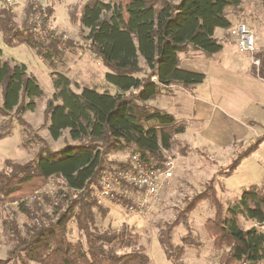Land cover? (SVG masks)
Wrapping results in <instances>:
<instances>
[{
    "label": "trees",
    "instance_id": "16d2710c",
    "mask_svg": "<svg viewBox=\"0 0 264 264\" xmlns=\"http://www.w3.org/2000/svg\"><path fill=\"white\" fill-rule=\"evenodd\" d=\"M241 4L242 0H88L82 5L80 24L88 31L87 49L109 69L105 80L115 91L85 86L76 92L66 74L52 73L55 92L46 103L48 131L53 140L68 131L75 144L57 152L43 149L36 160L23 165L6 162V169L0 172V206L33 198L19 207L34 222L27 225L25 233L14 222L8 223L13 248L0 264L12 260L16 264H151L137 235L126 229L100 232L93 228L94 208L102 206L90 187L97 183L99 169L107 164L105 157L110 152L130 153L126 161L111 163L114 172L133 168L134 156L146 168L162 165V149H173L186 124L148 102L171 84L196 87L204 82L205 75L181 68L180 53L187 47L209 56L220 53L223 45L216 32L231 28L226 11ZM26 11L28 18L18 25L14 6L6 3L0 10V32L6 45H26L47 62L62 46H72L69 39L48 29L52 6L43 8L32 1ZM29 15L38 18L33 21ZM258 56L262 57L264 76V54ZM141 61L148 72L138 77L145 70ZM0 88L3 140L12 134L16 122L28 128L21 118L36 109L44 92L25 64L1 56ZM263 141L264 135L241 152L225 173L235 170ZM51 178L74 191L72 197L59 191L56 203L50 201L52 215L43 211L36 195ZM43 196L49 200L47 194ZM204 201L214 210L204 229L214 249L221 252L220 264H264V236L255 227L241 226L242 219L264 221L261 189L245 188L226 208L213 180L203 192L188 198L175 219L161 230L159 242L167 260L182 263L187 244L175 245L173 232L180 225L189 229L190 214ZM113 202L128 204L123 198ZM103 211L106 214L108 209ZM73 220L81 235L77 242L68 237Z\"/></svg>",
    "mask_w": 264,
    "mask_h": 264
},
{
    "label": "rangeland",
    "instance_id": "374dc122",
    "mask_svg": "<svg viewBox=\"0 0 264 264\" xmlns=\"http://www.w3.org/2000/svg\"><path fill=\"white\" fill-rule=\"evenodd\" d=\"M32 1L43 8L48 6L54 8V13L48 22V29L65 39H69L72 46H62L61 50L54 54L52 61L47 62L40 58L35 50L26 45H6L0 32V56L25 64L28 73L38 80L44 92V96L36 101V109L33 112L25 113L21 118L28 124V128L16 122L12 134L0 140V172L6 169L7 161L23 165L36 160L38 158L36 155L43 149L57 152L67 145L75 144L70 139L68 131L58 140H53L48 131L49 121L46 118V103L55 92L51 76L53 72L66 74L76 92H81L85 86L96 87L101 92L104 89L115 91L105 80V75L109 69L104 66L100 58L87 49L85 38L88 31L81 27L80 14L82 5L88 0H0V10L6 3L14 6V20L18 25H22L28 18L26 9ZM173 1L177 2L178 0ZM228 12L231 16L235 15L232 18L234 24L237 21L247 23L255 32L259 42L264 44V3L261 0H242L239 8H230ZM30 16L29 18L33 17ZM225 38L229 40L230 34L228 33ZM233 45L235 46V43ZM191 55L195 57V50L191 47H187L185 51L180 53L181 60L184 61L188 60ZM205 55L201 53L199 58L201 60L209 59ZM201 63L203 62L201 61ZM141 64L145 70L139 73L138 77H143L148 72L143 61ZM207 64L203 67L204 70L209 69ZM188 88L192 89L191 87ZM162 95L163 93L148 103L153 108L168 112L169 107L175 103L171 97L173 92L166 90L165 95L168 98H164ZM1 104L2 90L0 88ZM248 115L256 120L245 119L242 121L244 125H248L249 136L235 139L232 141L233 143L228 146L225 145L222 150H219L220 147L218 146L212 147L213 149L206 146L196 149L195 143L183 142L186 139L192 140L191 136L177 135L175 145L169 151L175 159L176 169L171 179L165 184L155 210L147 214H133L128 212L124 205L107 201L101 205V209L94 208L93 228L100 232L126 229L131 234L137 235L139 246L145 248L151 259V264H173L167 260L159 242L161 230H164L165 225L175 219L185 206L186 200L203 192L206 184L210 183L211 180H213L218 196L226 208L229 202L241 196L245 188L258 186L264 194V141L235 170H229L228 173H225L241 152L248 149L257 137L260 138L264 135V108L253 107ZM188 140L186 141L188 142ZM129 156L130 153L128 152H120L119 154L110 152L106 154L105 164L107 163L109 167H115L111 164L112 162L126 161ZM49 183L54 187L52 194H47L48 185L42 189L47 191L44 194L48 195L49 200L43 195H40L38 200L41 202L43 211L52 215L53 206L50 201L56 203L57 194L64 188V185L56 178H51ZM27 199V202H32L33 198L27 197L0 206V260H6L8 252L13 248L8 223L14 222L22 229V233H25L27 225L29 226L34 222L19 207V204ZM106 209L108 212L105 214L103 210ZM213 215L212 206L208 201H204L190 214L189 229L180 225L174 230V244L183 245L184 242L187 244L181 264H220L221 252L214 249L212 241L204 229L205 222ZM254 225L255 222H246L243 219L241 221V226L244 229H249ZM69 228V239L72 242L81 240L75 220L70 222ZM126 251H130V249H126ZM9 264H16V262L12 260Z\"/></svg>",
    "mask_w": 264,
    "mask_h": 264
},
{
    "label": "crops",
    "instance_id": "0c3cea01",
    "mask_svg": "<svg viewBox=\"0 0 264 264\" xmlns=\"http://www.w3.org/2000/svg\"><path fill=\"white\" fill-rule=\"evenodd\" d=\"M226 13L232 26L238 23L237 21L234 24L232 21L235 15L231 16L228 10ZM228 33L230 34V29H218L216 32L218 41L223 45L220 53L205 55L209 59L201 60L199 56L202 52L195 51V57L191 55L188 60H181L180 66L183 70L205 75L202 84L189 89L182 84L174 83L162 88L160 92L164 98H168L165 95L166 90L173 92L171 97L175 103L169 107L168 113L178 122L186 124L182 134L191 136L192 140L186 139L188 142L186 140L183 142L195 143L196 149L205 146L213 149L218 146L219 150H222L235 139L249 136L248 125L245 126L242 121L245 119L256 121L254 117L248 115L249 111L253 107L264 108V82L254 74L249 54L239 51L231 34L229 40L224 39ZM255 37L258 46L264 48L256 34ZM206 64L208 70L203 69Z\"/></svg>",
    "mask_w": 264,
    "mask_h": 264
},
{
    "label": "built area",
    "instance_id": "2783aa9c",
    "mask_svg": "<svg viewBox=\"0 0 264 264\" xmlns=\"http://www.w3.org/2000/svg\"><path fill=\"white\" fill-rule=\"evenodd\" d=\"M37 15L31 20L35 21ZM230 34L235 39L237 48L242 53L249 54L250 66L257 77L264 82L261 74L264 48L257 44L255 34L247 23L240 21L230 28ZM164 156L162 165L156 168H146L134 156L133 168L112 171L111 167L104 165L99 169L97 183L91 185L92 195L99 204L123 198L128 201L126 209L133 214L152 213L158 205L165 184L171 179L176 169V162L169 151L162 149ZM48 192L39 191L36 195L52 194L53 185L48 182ZM63 196L72 197L73 190L64 187ZM123 205V204H122ZM254 227L264 236V221L255 223Z\"/></svg>",
    "mask_w": 264,
    "mask_h": 264
}]
</instances>
